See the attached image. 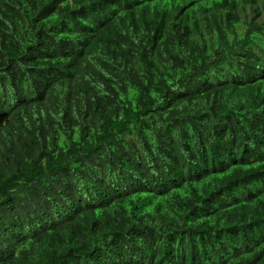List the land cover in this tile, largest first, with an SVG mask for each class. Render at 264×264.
<instances>
[{"label": "trees", "instance_id": "16d2710c", "mask_svg": "<svg viewBox=\"0 0 264 264\" xmlns=\"http://www.w3.org/2000/svg\"><path fill=\"white\" fill-rule=\"evenodd\" d=\"M226 4L0 0V264H264V0Z\"/></svg>", "mask_w": 264, "mask_h": 264}, {"label": "clouds", "instance_id": "9594fccd", "mask_svg": "<svg viewBox=\"0 0 264 264\" xmlns=\"http://www.w3.org/2000/svg\"><path fill=\"white\" fill-rule=\"evenodd\" d=\"M233 1L234 0H227V4L225 6V9L223 11L224 14H229V13H233L232 11H229L230 8H239L238 6L241 5L242 2H244V0H238L236 5H233ZM236 11V10H235Z\"/></svg>", "mask_w": 264, "mask_h": 264}]
</instances>
